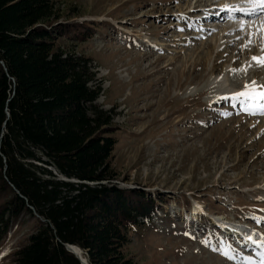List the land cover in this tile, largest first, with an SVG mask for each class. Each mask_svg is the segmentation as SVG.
<instances>
[{
    "label": "rangeland",
    "instance_id": "1",
    "mask_svg": "<svg viewBox=\"0 0 264 264\" xmlns=\"http://www.w3.org/2000/svg\"><path fill=\"white\" fill-rule=\"evenodd\" d=\"M196 1L53 0L58 23L94 25L87 40L69 31L55 43L92 59L102 89L96 102L118 127L109 159L114 182L161 200L149 221L128 231L125 256L134 264H260L257 247L221 224L264 230V115L223 97L252 81L262 90L264 66L244 52L264 37V15L228 20L216 13L255 5ZM226 71L221 89L209 82ZM33 227L27 215L15 224L0 245V264L10 263L6 256ZM213 248H229L233 258Z\"/></svg>",
    "mask_w": 264,
    "mask_h": 264
},
{
    "label": "trees",
    "instance_id": "2",
    "mask_svg": "<svg viewBox=\"0 0 264 264\" xmlns=\"http://www.w3.org/2000/svg\"><path fill=\"white\" fill-rule=\"evenodd\" d=\"M58 18L53 0H0V245L27 215L34 227L9 264H80L63 243L88 264H134L128 231L161 200L114 182L118 127L96 102L92 59L55 43L94 25Z\"/></svg>",
    "mask_w": 264,
    "mask_h": 264
},
{
    "label": "snow or ice",
    "instance_id": "3",
    "mask_svg": "<svg viewBox=\"0 0 264 264\" xmlns=\"http://www.w3.org/2000/svg\"><path fill=\"white\" fill-rule=\"evenodd\" d=\"M248 4L255 5L254 7L247 8L243 5L241 6H231V7H224L216 13L219 15L220 12L224 13V16L228 20H243L247 19H256L261 15H264V0H246ZM239 13V16L237 15ZM261 27H264L262 25ZM241 31L244 30V26L241 25ZM259 31V29H258ZM251 38H249L248 43L244 45L247 48L251 44ZM264 52V48L261 49ZM253 61H256L260 66H264V55L261 57H252ZM251 67V64L248 65ZM233 73L236 72H246L247 68H240L231 69ZM223 99H230L240 104L241 109L243 111L248 112L250 115H264V86H262L261 91H257L256 82L252 81L251 84H245L244 90L238 93L233 94L231 97H223ZM246 239L254 244L262 251L259 253L261 259L260 264H264V238H261L259 242L253 238V236H247ZM206 246H209V242H204ZM71 248V246H70ZM213 251H221L220 248H213ZM78 251V250H75ZM230 249L225 248L221 251L222 255H225L227 258L232 259L233 257L230 255Z\"/></svg>",
    "mask_w": 264,
    "mask_h": 264
},
{
    "label": "bare ground",
    "instance_id": "4",
    "mask_svg": "<svg viewBox=\"0 0 264 264\" xmlns=\"http://www.w3.org/2000/svg\"><path fill=\"white\" fill-rule=\"evenodd\" d=\"M197 3H201L202 2V0H197L196 1ZM230 1L228 2V4L230 5ZM246 6H247V4H245ZM196 6V5H195ZM194 6V7H195ZM248 8H251V7H248ZM193 12H194V8H193V10H192ZM211 12H213L212 10H211ZM237 15L239 16V13H237ZM245 19H247V18H245ZM247 20H250V19H247ZM262 25H264V22L263 21H261V24L258 26V27H261ZM257 26H255V28H257ZM249 27V26H248ZM247 27V28H248ZM250 28H251V26H250ZM249 28V30H251ZM252 28H254V27H252ZM253 30H256V29H253ZM253 30H251V32L253 31ZM259 31H263L264 32V27L260 30V28H259ZM262 32V33H263ZM252 34H254V33H252ZM256 40H257V38H256ZM262 48H264V37L261 39L260 38V40L258 41H256L255 42V46L253 47V48H250V49H247V50H245V52H244V55H246V56H248L249 54H253L254 56H256V57H261L262 55H264V52H262L261 51V49ZM237 52H238V50H237ZM251 54V55H252ZM258 54H261L260 56H258ZM253 56V57H254ZM252 62H256V61H253V60H251V61H249V63H252ZM232 64L233 65H235V64H237V60L235 59V60H233V62H232ZM253 65H251V67H252ZM246 68V67H245ZM248 68H250V67H247V69ZM258 73V71H255V74H257ZM227 81H229V79L227 78V71L226 72H223L222 74H220V75H218V76H215V77H212L211 79H210V83L211 84H214V86H216V87H218V89H221L222 87H224L225 85H226V83H227ZM244 90V89H243ZM233 91V90H232ZM235 91V90H234ZM230 94H232V93H230ZM229 94V95H230ZM226 96H228V95H226ZM224 100V99H223ZM263 192H264V188H260ZM185 217H186V215H185ZM215 221H218L219 219H217V218H215L214 219ZM221 226L223 227V228H226V229H228V230H231L232 232H234V235L235 236H238V238H241L242 239V241L244 240V242H245V245H247L248 246V244H253L252 242H250V241H248L247 239H246V237L247 236H253V238L254 237H256V240H257V242H259V240L261 239V238H264L263 236H260V235H258V234H256V233H254V232H252V231H250V229H248V228H242V227H239V226H231V225H228V224H225V223H222L221 224ZM239 234H241V235H239ZM240 236V237H239ZM239 243V242H238ZM239 245H240V243H239ZM255 247H257L256 246V244L254 245ZM244 246H240V248H243ZM74 250H78V251H76V252H78L79 254H80V256L82 257V258H85L84 257V254H83V251L80 249V248H78V247H76V246H74V248H73ZM257 249L261 252L262 251V249H260V248H258L257 247ZM243 250V249H242ZM260 257V256H259ZM234 260V259H233ZM237 262H241L240 260H237Z\"/></svg>",
    "mask_w": 264,
    "mask_h": 264
},
{
    "label": "water",
    "instance_id": "5",
    "mask_svg": "<svg viewBox=\"0 0 264 264\" xmlns=\"http://www.w3.org/2000/svg\"><path fill=\"white\" fill-rule=\"evenodd\" d=\"M1 64H2V62H1ZM3 65V64H2ZM60 179H62V180H65V181H67L68 179H66L65 177H63V176H61L60 175ZM69 181H73V182H78L77 180H69ZM32 209V208H31ZM34 212V211H33ZM35 213V212H34ZM41 220L42 221H44V219H42L41 218ZM63 245H64V247H65V249L69 252V253H71L79 262H80V264H88V262H87V260H86V258H82L81 256H80V254L78 253V252H76L73 248H74V246L75 245H71V244H68V243H63ZM70 246H71V248H70ZM77 247V246H76ZM79 248V247H78Z\"/></svg>",
    "mask_w": 264,
    "mask_h": 264
}]
</instances>
